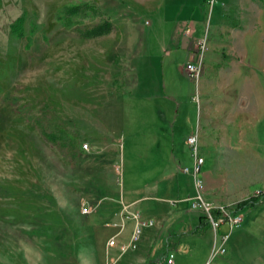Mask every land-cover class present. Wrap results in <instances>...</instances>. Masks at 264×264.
I'll return each instance as SVG.
<instances>
[{
	"label": "rangeland",
	"instance_id": "1",
	"mask_svg": "<svg viewBox=\"0 0 264 264\" xmlns=\"http://www.w3.org/2000/svg\"><path fill=\"white\" fill-rule=\"evenodd\" d=\"M234 2L200 0L196 7L202 19L193 36H205L207 46L200 77L231 86L240 85L245 74L252 87L250 102L264 101V0H246L242 20L237 18L242 1ZM159 3H154L155 13L142 9L141 0H0V264H84L79 255L87 234L94 238L98 261L112 264L118 247L100 249L107 231L114 229L102 226L113 222L108 218L137 214L146 219L168 195L163 186L173 168L183 187L172 198L177 201L190 192L188 187L195 192L193 176L183 172L192 167L186 137L195 132L201 108L197 84L184 71L195 58L175 45L166 55L155 51L161 37L181 34L180 8L195 0H173L169 12ZM84 4L90 5L86 12L66 14L65 8ZM20 14L18 37L10 23ZM220 18L235 29L228 52L218 50L226 59L236 56L233 75L227 73L232 63L224 61L215 75L206 59L220 40L215 30ZM102 21L111 23L107 33L81 35ZM174 85L179 87L177 115L171 101ZM219 94L226 99L228 93ZM224 126L228 148L215 156L202 152L199 177L204 184L205 169H221V192L202 198L227 212L264 190V177L258 176L264 171V122L254 130L252 159L259 170L238 188H231L229 175L246 157L235 153L244 150L240 141L239 147L231 145L235 125ZM42 128L57 129V143L45 139ZM131 198H140L137 206L127 207ZM170 205L174 213L155 242L157 254L165 251L168 236L178 264H264V196L262 203L235 212L242 219L238 225L223 222L199 235L185 233L195 228L187 213L203 214L202 209L187 200ZM125 222L131 226L117 240L134 228L133 220ZM220 231L226 234L224 251L215 252Z\"/></svg>",
	"mask_w": 264,
	"mask_h": 264
},
{
	"label": "crops",
	"instance_id": "2",
	"mask_svg": "<svg viewBox=\"0 0 264 264\" xmlns=\"http://www.w3.org/2000/svg\"><path fill=\"white\" fill-rule=\"evenodd\" d=\"M163 2L162 7L165 9L164 11H170L172 9L171 1L167 2L168 0H141L142 9H149L153 10V12H157L156 7L159 5V2ZM200 0H195V4H187L185 5L187 8H180L179 14H181L178 19L181 21V24L179 25L182 29L181 34H178L176 36H169L166 34L164 37H161L157 41V47L155 48V51L157 53H163V54H169L170 50L173 49V47H182L185 49L188 53L193 51L195 48L196 42L200 38L194 37V33L196 32V24L199 22L201 18V13H197L196 10L197 5L199 4ZM208 0H203V3L207 2ZM242 4H240V10H239V16L237 18L244 19L246 17V10H247V4L246 0H241ZM157 2V5L154 6V3ZM234 2V0H233ZM238 3V2H237ZM236 4V2H234ZM175 6V5H173ZM177 6V5H176ZM235 6V5H234ZM192 7V8H191ZM238 8V7H237ZM189 9H192V12H190ZM194 9V11H193ZM234 11V10H233ZM238 12V11H237ZM223 15L225 17H229V15L224 12ZM221 19V18H220ZM228 20L226 18L221 20H216V32L221 35L220 40L216 42V49H212V53H209L206 56V59H209V63L212 64L213 73L215 75H218L221 73L220 67L222 66V63L225 61L227 64H230V67L227 69V73L233 75L236 74L237 68L234 65V60L236 56L233 54L230 55L229 59H226V56L224 57L222 52H228V44L232 42L233 34L235 29L233 26H230ZM235 27V26H234ZM175 45V46H174ZM221 50V53L218 52V50ZM238 57V56H237ZM227 60V61H226ZM202 71V70H201ZM201 75V73H200ZM198 77L195 84H197V91H199L201 95V108L198 114V124L197 128L195 129V132L189 134V135H196V143H197V150L200 149L199 156L203 157L202 152H205L208 155H216L221 154L222 150L225 148H228V141H227V133L229 132L228 129L226 131L224 124L228 123L232 126L235 125L233 132V139L231 141V145L235 147L241 146L240 149H244L243 152H235L236 155H244L246 157L244 165H242L240 168L233 169L231 175H229L231 188H238L239 182H245L248 178V176H253L255 171H258L257 168L255 169V163L253 161V155H255V136H254V130L259 124H263L264 122V101L263 100H257L250 102L251 97L249 96L252 87L248 82V76L247 75H241V84L240 85H221L218 84L217 81L213 83H208V79L202 77ZM202 78V81L200 80ZM201 81V83H200ZM226 91L228 94H226V99H222L220 96V92ZM172 93V104L175 107L174 112L175 115L178 113V106L179 102L175 99L176 93L179 92V87L174 85L171 87ZM239 96V97H238ZM213 131V134L212 132ZM232 132V133H233ZM188 135V136H189ZM187 138V137H186ZM238 141H240V145L238 144ZM187 142V141H186ZM239 145V146H238ZM264 156V155H263ZM264 158V157H263ZM264 162V161H263ZM204 163V158H203ZM178 171H174V168L171 170V172L167 176L166 185L163 186L164 189L169 190L167 193L168 195L165 197H160L158 195L156 196H147V198H159L163 201V204L161 207L157 208L155 212L152 214H146L151 219V216L156 219L155 225L146 226L143 231L141 238L139 240L138 245H136V242L134 246L130 245V235L131 230H129L130 235L126 236L125 238H122L120 240H117V236L121 235L123 233V230L125 229L126 225L131 226V224H127L125 220H133V227L135 224V220L132 217L120 216L118 215L115 218L107 219L111 220L113 222L107 221L102 224L103 227L108 226L106 228H110L113 230H108L105 239L100 243V249L103 248L105 252H107L110 248H113L115 246L118 247L117 254L114 256H111L112 258V264H161V261L164 259V255L169 252L170 246L174 245L175 242L171 241L169 242V237L166 238V249L164 252H160L157 254L154 251V245L158 237H161L163 235V227L164 222L166 219L172 215L174 212L170 209V204L174 205V203L178 202L179 200H188V198L195 195V192H192V188L188 187L190 189V192H185L186 194H181L180 198L174 200L172 197L177 194L179 195L180 189L183 187V182L178 177ZM218 172V173H217ZM259 178L264 177V171L260 170L258 171ZM221 169H216L215 167L207 168L203 172V178H204V184L202 190V194L205 196H209L210 198H214L215 194H219L222 190L223 185V175H222ZM247 182V181H246ZM162 186V185H160ZM160 186L157 185V188L159 189ZM195 191V190H194ZM264 191V190H263ZM246 198V197H245ZM140 198H131L127 203V207L131 205L137 206L138 200ZM244 199V198H243ZM242 200V199H241ZM140 207V206H139ZM143 209V207H140ZM166 209V211H164ZM145 210V208H144ZM196 212V213H195ZM192 211L188 210V216L190 217V220L194 221L195 228L190 231L187 230L185 233H192V234H203L204 231L207 229H211V225L205 223V219H199V213L198 211ZM105 219V218H104ZM153 220V219H152ZM219 226V225H218ZM195 229H203L201 232H193ZM133 230V229H132ZM162 231V233H161ZM221 237L223 235H226L225 232L220 231ZM90 234L86 235V249L83 255H79L81 258V261L84 262V264H105L102 261H98V259L95 256V247H94V238L91 239ZM110 237H113L115 240L114 245H107V241ZM118 241V242H117ZM178 241V240H177ZM93 244V245H92ZM174 261V264H178L177 261Z\"/></svg>",
	"mask_w": 264,
	"mask_h": 264
},
{
	"label": "built area",
	"instance_id": "3",
	"mask_svg": "<svg viewBox=\"0 0 264 264\" xmlns=\"http://www.w3.org/2000/svg\"><path fill=\"white\" fill-rule=\"evenodd\" d=\"M207 49L206 46V38L202 36L197 40L195 48L191 53V58H195V60L190 59L187 61L184 67V71L187 75L192 78L195 82L197 81L203 64V56ZM187 144L191 148L193 162L192 167L189 169L188 167L183 168V172H189L193 176V185L195 190V195L188 198L190 200V206L194 209L200 208L203 211L206 219L209 221L211 227L216 228L220 223L226 222L230 228L235 225H238L241 222V215L235 212L224 211L222 207H215L211 205L208 201L203 200L202 198V189L203 184L199 177L200 167L203 163V157L199 156L197 153V143H196V135H189L186 138ZM217 209L216 213H213V209ZM128 212V211H126ZM130 213V212H128ZM131 217L135 220L134 228L130 235V245L134 246L136 240L138 239V235L140 230L144 226H150L153 224V220L149 218L139 217L137 214H131ZM226 241V235L221 237V244L215 252H223L224 247L223 244ZM115 240L113 237L108 239L107 245H114ZM163 264H174L173 256L170 252H167L164 255Z\"/></svg>",
	"mask_w": 264,
	"mask_h": 264
},
{
	"label": "trees",
	"instance_id": "4",
	"mask_svg": "<svg viewBox=\"0 0 264 264\" xmlns=\"http://www.w3.org/2000/svg\"><path fill=\"white\" fill-rule=\"evenodd\" d=\"M88 7H90V5L88 4H84L82 7L78 5H74L72 7L65 8V10H66V14H70V13L80 14L86 12V10H88ZM91 8L93 7L91 6ZM22 21H23V15L20 14L13 22L10 23V32L14 33V35L18 37L22 35L21 32ZM110 24L111 23L109 21H102L101 23H98L95 26L82 31L81 35L85 38H88V37H94L101 34H105L110 30L111 28ZM41 134L45 139L57 143V129L55 131H49L45 128H42ZM263 196H264V191H261L257 194L249 195L246 198L236 202L235 205L233 207H230L228 210L229 212H238L239 210L260 204L263 202ZM202 218H204L205 223L209 224L210 226V223L206 219L205 215L200 214L199 219ZM202 230L203 229H195L193 232H201Z\"/></svg>",
	"mask_w": 264,
	"mask_h": 264
}]
</instances>
